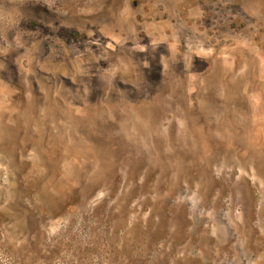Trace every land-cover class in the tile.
<instances>
[{"label":"rangeland","instance_id":"374dc122","mask_svg":"<svg viewBox=\"0 0 264 264\" xmlns=\"http://www.w3.org/2000/svg\"><path fill=\"white\" fill-rule=\"evenodd\" d=\"M0 264H264V0H0Z\"/></svg>","mask_w":264,"mask_h":264}]
</instances>
